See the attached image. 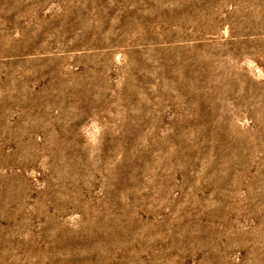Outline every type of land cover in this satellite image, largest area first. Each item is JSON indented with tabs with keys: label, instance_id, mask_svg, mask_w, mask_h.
Masks as SVG:
<instances>
[{
	"label": "rangeland",
	"instance_id": "rangeland-1",
	"mask_svg": "<svg viewBox=\"0 0 264 264\" xmlns=\"http://www.w3.org/2000/svg\"><path fill=\"white\" fill-rule=\"evenodd\" d=\"M0 264H264V0H0Z\"/></svg>",
	"mask_w": 264,
	"mask_h": 264
}]
</instances>
